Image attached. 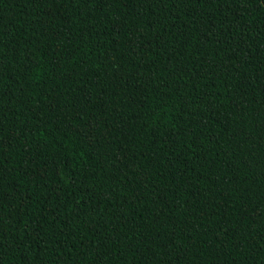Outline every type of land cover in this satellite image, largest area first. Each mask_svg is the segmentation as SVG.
<instances>
[{
    "label": "trees",
    "instance_id": "1",
    "mask_svg": "<svg viewBox=\"0 0 264 264\" xmlns=\"http://www.w3.org/2000/svg\"><path fill=\"white\" fill-rule=\"evenodd\" d=\"M0 264H264V0H0Z\"/></svg>",
    "mask_w": 264,
    "mask_h": 264
}]
</instances>
